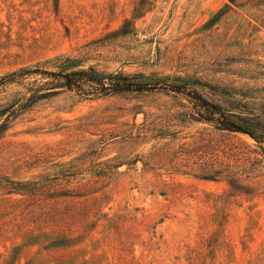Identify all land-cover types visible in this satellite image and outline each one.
Instances as JSON below:
<instances>
[{
  "label": "rangeland",
  "instance_id": "rangeland-1",
  "mask_svg": "<svg viewBox=\"0 0 264 264\" xmlns=\"http://www.w3.org/2000/svg\"><path fill=\"white\" fill-rule=\"evenodd\" d=\"M63 56L132 87L60 89L0 137V264H264V141L187 95L264 106V0H0V76Z\"/></svg>",
  "mask_w": 264,
  "mask_h": 264
},
{
  "label": "trees",
  "instance_id": "trees-1",
  "mask_svg": "<svg viewBox=\"0 0 264 264\" xmlns=\"http://www.w3.org/2000/svg\"><path fill=\"white\" fill-rule=\"evenodd\" d=\"M70 61L69 56H63L54 60L53 67H56L57 70H48L37 65L0 76V137L21 114L40 100L57 94L60 89L74 91L81 99H88L107 95L114 90L132 87L130 82L121 81L125 78L115 76L105 80V77L98 74L93 67L68 69L67 65ZM187 95L188 102L197 115L193 116L188 113L193 120L208 123L220 132L245 134L257 143L264 141V106L256 108L249 106V103L235 101L225 107L209 101L196 91L187 93ZM164 127L165 125L159 123L142 125L139 127L136 137L164 138L168 131L166 130L168 127ZM210 140L212 141V139ZM185 155L182 159L186 160V167L198 171L203 178L214 180L225 177L230 179L231 185L235 182L243 183L248 180L242 178L238 172L230 170L231 165L225 161L221 160L218 165L214 162L197 164L191 160V154L186 153ZM261 161L255 159L254 163ZM224 171H228V173L223 174ZM100 210L101 208H98L93 213L96 215L100 213ZM63 219L64 216L61 217V221Z\"/></svg>",
  "mask_w": 264,
  "mask_h": 264
}]
</instances>
